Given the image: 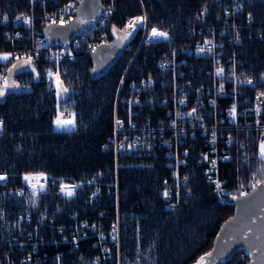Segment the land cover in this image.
Wrapping results in <instances>:
<instances>
[{"label":"trees","instance_id":"1","mask_svg":"<svg viewBox=\"0 0 264 264\" xmlns=\"http://www.w3.org/2000/svg\"><path fill=\"white\" fill-rule=\"evenodd\" d=\"M144 5L150 26L168 32V40L140 45L141 30L127 29L132 35L125 43L130 42L132 47H127L100 78L91 77L90 56L82 48L60 62L63 87L68 89L64 97L70 101L77 122L74 131L55 128L56 97L46 82L53 61L37 58L29 65L24 63L27 59H19L18 68L9 74V82L19 87L0 98V119L4 121L0 174L8 177L0 182V212L77 210L87 219L101 218L105 223L119 218L120 264H196L212 247L222 221L233 212L231 194L241 181L252 176L259 182L264 180V160L254 135H247L245 147L235 145L229 159L219 165L218 175L228 200L219 198L215 183L203 175V165L197 159L199 148L189 147L188 164L182 173L190 178L191 195L176 209H169L163 197L164 180L171 179L172 174L162 149L152 156L120 155L116 166L113 147L102 146L114 131L116 111L120 115L124 111V105L116 102L118 91L125 94L130 81L148 77L158 85L162 50L172 45H193L201 36L203 24L221 25L234 19L239 30L246 33L244 24L251 13L250 27L255 33L261 31L262 38L245 36L237 51L248 70L259 74L264 66V0H144ZM141 6L139 0H117L112 26L118 35L124 36L120 30L125 29L126 19L139 13ZM29 7V0H0L1 50L27 43L12 36L22 28ZM32 65L37 67V77ZM245 135L239 133L237 139ZM38 172L48 173V189L33 197L23 174ZM63 179L80 182L71 198L57 191ZM100 209H104V215L97 214ZM241 252L246 255L241 256ZM247 263L245 249L223 262Z\"/></svg>","mask_w":264,"mask_h":264},{"label":"built area","instance_id":"2","mask_svg":"<svg viewBox=\"0 0 264 264\" xmlns=\"http://www.w3.org/2000/svg\"><path fill=\"white\" fill-rule=\"evenodd\" d=\"M29 2L30 7L25 16L31 17V24H26L23 20L22 28L16 30L12 36V39H25L27 43L18 47L12 45L8 50L0 48V53L12 54L10 61H0V77L9 79L8 69L17 58L27 59L29 56L32 60L46 58L53 61L51 71L56 73L59 70L60 73V62L65 58H72L78 49L82 48L90 54L100 43L116 36L113 34L112 22L117 10V0H103L105 8L101 18L85 27L65 45L49 43L44 37L43 27L53 20L60 23L61 18L65 23L70 21L77 14L80 0ZM139 2L142 5L141 11L129 16L126 25L134 17L146 15V23L136 27L141 30L139 44L162 41L163 39L149 40L152 27L144 0ZM69 5L73 7L70 8ZM202 12L204 13L205 9H202ZM246 20V33L239 30L234 19L232 23L226 21L221 25L203 24L199 29L201 36L193 45H172L162 50L158 61L162 77L158 85L154 78L148 77L130 81L125 94L121 95L118 91L116 102L124 105V111L122 115L116 111L114 131L102 149L113 147L116 166L120 155L152 156L162 149L172 174L171 179L164 180L170 195L168 199H165L164 195L163 197L169 209H176L182 199L191 195L190 178L182 173V168L188 164L191 147L199 148L197 159L199 164L203 165V175L208 181L215 183V192L223 200L226 191L218 171L220 163L227 160L224 157L230 156L235 145L245 147L248 134L254 135L259 153V144L264 140V97L260 100L257 97L259 93L264 92V80L261 79L264 66L259 74L248 70L247 64L238 54L237 47L244 43L245 36L262 38V32L255 33L251 28L252 20ZM206 41L210 43L206 44ZM126 46L132 47L130 42ZM200 48L205 51H198ZM197 61L202 63L198 64ZM218 69H223L219 76ZM248 78L253 80V85L241 83ZM193 79L197 82L196 86L193 85ZM46 82L56 97L54 122L59 112L64 113V119H71V103L65 99L64 94L58 99L54 77L48 75ZM122 85L123 83H120V89ZM233 105L237 113L235 120L230 115ZM258 107L259 114L256 111ZM193 108L196 112L189 116L188 113H191ZM117 121L122 124H117ZM173 121L176 122L175 127ZM213 131L215 143L212 142ZM239 133L246 135L237 139ZM205 155L207 159H204ZM213 160L216 161L214 166L211 163ZM38 173L46 175L47 180L39 183H44L47 190L48 173ZM25 174L28 173H24L23 177ZM184 177H187L186 182ZM61 181L80 185V182L75 180H60L57 191L66 198L68 197L60 191ZM23 182L29 187L30 184L25 182L24 178ZM257 182L256 176L247 181L242 180L236 193L248 191ZM31 183L39 186L35 179ZM217 183L220 185L219 189ZM97 214L104 215V209L98 210ZM115 214H119L118 208ZM102 220L87 219L77 210L67 213L49 209L13 214L0 212V262L120 264L119 218L108 223ZM113 236L116 239H113ZM245 255V252H241V256Z\"/></svg>","mask_w":264,"mask_h":264},{"label":"water","instance_id":"3","mask_svg":"<svg viewBox=\"0 0 264 264\" xmlns=\"http://www.w3.org/2000/svg\"><path fill=\"white\" fill-rule=\"evenodd\" d=\"M103 10L102 0H83V3L80 2L78 6L76 16L63 26L60 23L45 25L43 27L44 37L53 45L68 44L85 27L96 23ZM125 50L126 43L120 35L108 42L100 43L95 51L89 54L92 63L91 77L100 78L105 75ZM18 62L21 60H18L16 64ZM93 69L96 70L93 71ZM260 182V186L255 191L251 188L245 192L250 195L241 197L238 194L237 199H233V212L222 221L212 247L206 252L213 253L210 258L212 264L227 261L240 249L248 252L247 264H264V180Z\"/></svg>","mask_w":264,"mask_h":264},{"label":"snow or ice","instance_id":"4","mask_svg":"<svg viewBox=\"0 0 264 264\" xmlns=\"http://www.w3.org/2000/svg\"><path fill=\"white\" fill-rule=\"evenodd\" d=\"M81 4L83 3V0H80ZM69 7H73L72 5H69ZM205 11H207V9L205 8ZM249 16V20H251V13L248 14ZM17 19H21V17H17ZM4 20L7 21V16L4 17ZM24 23L26 24H31V17L28 16H24L23 17ZM147 17L145 16H137L134 17L132 20H130L128 22V24L125 26V29H122L120 31L125 32L124 36L121 37L122 40H126L128 39L129 36L132 35V32L127 31V29H132V31L136 30V27L138 25H144L146 23ZM53 24L56 23L55 20H53L52 22ZM65 23V21L63 20V18L60 19V24L61 26H63ZM81 23H83V21H81ZM113 34L117 35V29L115 26H113ZM152 39H163V40H168L169 39V33L166 31H162L160 29H158L157 27H152L151 28V35L149 37V40ZM210 43L209 41L205 42ZM93 51H95V49H93ZM198 51L203 52L205 51L204 48H200L198 49ZM208 51H211V49H208ZM12 59V54L11 53H0V61H5L8 62ZM19 59V58H17ZM24 63L31 65L32 63V57L29 56L27 58L26 61H24ZM163 66V65H162ZM18 68V64L14 63L12 64V68L8 69L9 74L12 73V71L14 69ZM96 69H93V71H95ZM32 71L35 72L36 69L33 67ZM223 72V69H218L217 70V75H221ZM37 75H39L37 73ZM49 77H54V83L56 84L57 87V97L58 99L61 98L63 96V94L68 92V89L66 87H63V81L60 79V73L59 70H57L56 73H53L51 70H49L48 72ZM261 79L264 80V75L261 76ZM121 83H123V81H121ZM241 83H247L248 85H253V80L248 78L245 81H241ZM19 87L18 85H16L14 82L10 83L9 79L7 77H0V97H4L6 90L11 89V88H16ZM262 97H264V92L259 93L257 99L260 100ZM257 114H259L260 109L259 107L257 108ZM196 112V109L193 108L191 113H188L189 116H191L193 113ZM230 115L232 116L233 120H235L237 113H236V107L235 105H233L232 107V111L230 112ZM64 113L63 112H59L56 119H55V128L57 131H61V132H71L74 131L76 129L77 126V122L75 119V114H71L72 118L71 119H64L63 118ZM3 124L4 121L2 119H0V131L3 130ZM117 124H122L121 121H117ZM176 122L173 121V127H175ZM213 143H215V131H213ZM231 142V140L229 141ZM185 155H187V153H185ZM259 156L262 160H264V140H262L259 144ZM204 159H207V155H205ZM224 159H229V157H224ZM212 165L214 166L216 164V161L213 160L211 161ZM24 180L25 182L30 184V187L32 188V196L33 197H37L39 196L41 193L45 192L46 189L44 187V183H39L40 181H46L47 177L44 173H37V174H25L24 175ZM8 179L6 174H0V182L6 181ZM35 179L38 181L39 186H37V184H32L31 181ZM185 182L187 181V177H184ZM53 183H55V181H53ZM165 183H167V181H165ZM261 182H257L256 184L252 185L253 191H255L257 189L258 186H260ZM79 187V185H74V184H66L63 181L60 182V191L63 195L67 196L68 198H71L72 196H74L75 194V190ZM241 187H243V185H241ZM217 188H220L219 183H217ZM95 195V194H94ZM165 199L169 198V192L167 190H165V192L163 193ZM245 195H250V193H244L241 192L240 196L243 197ZM233 199H237L236 196H233ZM94 227V226H93ZM113 231H115V227L113 228ZM103 238V237H102ZM113 239H116L115 236H113ZM215 251V250H214ZM213 253L209 252L206 253L204 256L199 257V259L196 261V264H212L210 258L212 257ZM57 259L59 260V257H57Z\"/></svg>","mask_w":264,"mask_h":264},{"label":"rangeland","instance_id":"5","mask_svg":"<svg viewBox=\"0 0 264 264\" xmlns=\"http://www.w3.org/2000/svg\"><path fill=\"white\" fill-rule=\"evenodd\" d=\"M33 67L36 69V71L33 72V73H34L35 77H37V76H38V75H37V73H38V72H37V67L34 66V65H32L31 69H32ZM28 185H29V184H28ZM27 188L30 189L31 191H33L32 188L30 187V185H29V187L27 186ZM225 191H226V190H225ZM238 193H239V192H237V193H236V192L232 193V194H231V197L238 195ZM221 194H223V193H221ZM227 194H228L227 192H226L225 194H223L225 200H228Z\"/></svg>","mask_w":264,"mask_h":264},{"label":"bare ground","instance_id":"6","mask_svg":"<svg viewBox=\"0 0 264 264\" xmlns=\"http://www.w3.org/2000/svg\"><path fill=\"white\" fill-rule=\"evenodd\" d=\"M102 3H103V0H102ZM79 4H80V3H79ZM103 5H104V3H103ZM104 8H105V5H104ZM103 11H104V10H103ZM102 14H103V12H102ZM102 14L100 15V18H101V16H102ZM136 14H137V13H136ZM100 18H99V19H100ZM113 38H114V37H112L110 40H112ZM110 40H109V41H110ZM244 193H245V192H244ZM234 255H235V254H234ZM234 255H233V256H234ZM233 256H232V257H233ZM221 264H223V263H221Z\"/></svg>","mask_w":264,"mask_h":264}]
</instances>
